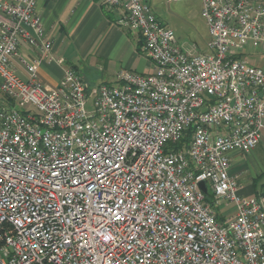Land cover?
<instances>
[{
  "label": "built area",
  "instance_id": "obj_1",
  "mask_svg": "<svg viewBox=\"0 0 264 264\" xmlns=\"http://www.w3.org/2000/svg\"><path fill=\"white\" fill-rule=\"evenodd\" d=\"M107 3L155 71L91 86L66 67L52 89L38 59L27 78L14 64L24 42L52 59L37 0H0V264H264V195L230 171L263 139L264 67L244 52L264 47V0H201L207 52L148 0Z\"/></svg>",
  "mask_w": 264,
  "mask_h": 264
},
{
  "label": "crops",
  "instance_id": "obj_2",
  "mask_svg": "<svg viewBox=\"0 0 264 264\" xmlns=\"http://www.w3.org/2000/svg\"><path fill=\"white\" fill-rule=\"evenodd\" d=\"M148 1L162 18L157 8L163 1ZM36 10L41 15L45 36L52 43V59L43 57L38 49L24 42L14 60L22 77H28L23 57L39 60V79L52 89L59 85L66 67L77 69L91 86L115 83L121 69L143 74L155 71L144 51L142 35L118 23L125 13L122 6H111L107 0H37ZM60 58L65 59L63 64ZM256 149L231 153L230 171L239 176L240 192L245 196L264 195V162ZM232 210L231 205L223 207L220 216Z\"/></svg>",
  "mask_w": 264,
  "mask_h": 264
},
{
  "label": "rangeland",
  "instance_id": "obj_3",
  "mask_svg": "<svg viewBox=\"0 0 264 264\" xmlns=\"http://www.w3.org/2000/svg\"><path fill=\"white\" fill-rule=\"evenodd\" d=\"M162 1V6L157 8L158 13L162 16L160 18L174 30L180 44L187 49H193L195 46L196 51L207 52L210 35L209 27L202 15L201 1L184 0L171 3ZM244 54L251 64L264 67V47L256 48L252 44L247 45ZM256 153L264 162V140L257 146ZM249 172L251 173V170ZM208 185L210 187V183ZM209 191L211 193V187Z\"/></svg>",
  "mask_w": 264,
  "mask_h": 264
},
{
  "label": "water",
  "instance_id": "obj_4",
  "mask_svg": "<svg viewBox=\"0 0 264 264\" xmlns=\"http://www.w3.org/2000/svg\"><path fill=\"white\" fill-rule=\"evenodd\" d=\"M200 185H201L202 189H203L205 192H208V188H207V185H206V182H205V181H202V182L200 183Z\"/></svg>",
  "mask_w": 264,
  "mask_h": 264
}]
</instances>
